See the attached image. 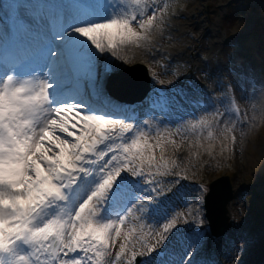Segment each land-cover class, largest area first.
<instances>
[{
    "label": "snow or ice",
    "instance_id": "obj_1",
    "mask_svg": "<svg viewBox=\"0 0 264 264\" xmlns=\"http://www.w3.org/2000/svg\"><path fill=\"white\" fill-rule=\"evenodd\" d=\"M64 2L63 14L39 7L38 0H10L7 11L0 13V45L8 43L19 53L0 54V255L25 245L31 249L30 257L19 256L17 264H120L134 231L122 233L121 226L134 210L147 214L155 227L168 220L163 226L168 233L177 222L174 216L169 219L170 214L177 207L191 209L180 189L167 202L160 200L164 193L157 189L158 181L146 177L143 170L147 166L160 173L163 168V174L171 175L168 165L177 167V162L166 161L163 155L159 161L154 155L146 156L145 150L153 147L163 153L164 145L159 133L157 144H149L151 133L129 123L130 116L121 119L53 94L58 97L71 87L87 95L99 86L92 57L69 39L73 34L83 37L97 53L115 54L117 43L146 40L135 27L148 32L160 9L155 0H131L133 10L127 7L129 0H101L96 6L112 9L110 19L70 27L84 0ZM153 95L165 107L193 103L179 89L171 95ZM156 106L153 102L152 107ZM73 110L79 117L72 124L75 132L64 116ZM206 191L202 186L196 189L200 208ZM137 193L156 194L138 205ZM173 198L183 199V204L173 206ZM149 203L154 207L149 209ZM121 236L124 243L113 257L112 248ZM208 239L207 233H197L193 243L199 248ZM153 251L154 246H147L148 254ZM136 256L133 251L128 264Z\"/></svg>",
    "mask_w": 264,
    "mask_h": 264
},
{
    "label": "rangeland",
    "instance_id": "obj_2",
    "mask_svg": "<svg viewBox=\"0 0 264 264\" xmlns=\"http://www.w3.org/2000/svg\"><path fill=\"white\" fill-rule=\"evenodd\" d=\"M168 3L172 16L191 15L194 16L193 22H197L198 25L202 26L207 21L210 27L209 35L193 33L195 32L193 29V31H190L189 40L195 44V40H198L197 44L206 48V54L202 56L204 60H207L210 45L217 46L215 53L209 57V61L211 65L219 68V71L213 77L218 86L214 90L210 89V92L213 96L218 94L224 98L223 108L228 113L222 115L216 127L214 125L211 128H204L203 132L206 133V137L200 140L198 148L191 156L186 160H183L184 157L180 158V156L177 157L178 159H172L176 160L177 164L181 163L178 170L171 172L173 173L171 178L176 182V187H181L180 179L191 183L186 195L192 207L191 209L185 208L187 214L191 211V228L189 226L190 229L185 230L188 228H180L179 223L176 222V225L168 233H164L163 226L169 221L161 220L158 227L152 224L153 231H142L136 227L123 231L122 233H126L134 229L129 237V243L120 264H128L133 251L137 252L136 258L139 257L140 261L139 263L133 261L132 264H145V261L158 264L159 261H162L157 255L158 251L166 253L165 249L174 242H181L179 239L183 234L196 235L197 233H207L209 239L199 248L189 240L188 245L183 249L180 264L182 262L184 264H199L206 255L215 258V264H222V257L226 254L225 249L233 248V246H235V253L233 254L235 263L233 264H264V0H170ZM192 11H195L197 15L201 14V16L197 18ZM106 20L108 19L103 21ZM74 38L75 35L69 39ZM60 46L58 43L56 44L57 49ZM90 46V43H88L85 49H89ZM261 46L263 49H261ZM151 50L149 54H146L147 56H152ZM107 54V51L103 52V55L107 56ZM151 60L155 61L154 58ZM102 61L103 59L100 62ZM174 62L182 64L178 66L172 64L169 68H165L163 65L161 69L148 66L147 63L133 62L129 66L138 65L140 68L137 72L139 73H144L145 70L149 81L148 95L155 99L157 96H154L153 93L156 91L170 94L169 92L176 83V77H181V79L179 78L180 82L184 84L195 82L200 85L202 83L199 72L193 73V70L189 69L190 67L188 68L186 61ZM242 64L246 65L244 70L240 68ZM182 66H185L184 69ZM153 73L155 81H152ZM245 73L249 77H255L257 82L248 80L245 86H242L243 84L238 85L237 81L241 83L243 81L242 76ZM235 87H238L244 93L241 99L237 100L234 94ZM139 89V84H136V79H133L131 92H140ZM183 89L185 88L181 87L179 90ZM183 91L185 92V90ZM126 94L128 93L124 95ZM213 96L205 93L199 96V99L209 104L210 107L215 103ZM83 105L88 107L86 104ZM204 110L206 109H199L198 113H203ZM67 116L70 124L74 123L73 118L79 119L71 112H68ZM238 116H241L240 120L244 121L242 123L243 129L240 131H225V127L229 125L228 119ZM154 117L165 120V116L157 113H154ZM141 121L143 128L149 126V123L147 125L144 123L147 120ZM222 121L224 123H221ZM70 130L73 129L70 128ZM235 132L238 134L237 139ZM121 135L124 136V133H121ZM143 170L147 172L146 177L151 180L158 181L160 177L165 176L164 171L160 170V173H157L155 168L149 170L145 166ZM149 171L153 175L148 176ZM222 176H228L229 178L233 190V199L227 206L229 229L224 236L215 238L211 236L207 227L203 206L200 208L196 204V189L202 186L208 190L209 184ZM141 181L142 186H146L143 184L142 179ZM158 186L159 184H157L159 190ZM206 192L203 194L204 196ZM155 194L148 193L145 195L148 197ZM143 195L140 194L142 200ZM179 200L181 201V199ZM182 212L178 211L179 215ZM139 216L138 212L134 210L132 214H129L123 226L127 227L130 221L138 222ZM173 216L174 214L169 219ZM168 234H175V240L170 241ZM161 235L165 236L166 239L161 240ZM230 237L232 238L230 242L233 245L226 240ZM121 243H124L123 236L116 239L113 248H117L118 251ZM141 245H144V247ZM147 246H154L155 251L148 254ZM189 248L192 250L189 251ZM116 252L113 253V257ZM140 253L144 254L141 255Z\"/></svg>",
    "mask_w": 264,
    "mask_h": 264
},
{
    "label": "bare ground",
    "instance_id": "obj_3",
    "mask_svg": "<svg viewBox=\"0 0 264 264\" xmlns=\"http://www.w3.org/2000/svg\"><path fill=\"white\" fill-rule=\"evenodd\" d=\"M59 1L61 0H38V6L41 8H45L50 10L54 14H63L64 9L66 7L64 0H62V5L59 4ZM170 0H155V3L159 6V11L156 13V17L153 20V26L148 32L142 31L138 26L135 27V30L140 33L141 35H145L147 37L146 40L138 41V42H129L126 44H119L116 47V50H114L115 54H109L107 58L113 65H115V68L113 67V70L111 71L110 76H114L117 74V72L121 69H124L129 66V64L135 62V63H147L148 66H154L157 69H161L164 65L165 68H169L172 64H179V62L174 61H186L188 68L193 70V73L199 72V76L202 79V83L200 85H197L195 82L191 83H181L180 79L181 77H176V83L172 87V90L169 92L173 94L175 90L182 88H185V93H187L188 97L192 99L193 102H199L201 99H199V96L202 94L208 93L210 96H213L210 92L211 90H214L217 88L218 83L213 78L217 71H219V68L215 65H211L209 61V57H211L215 50L217 49L216 45H210V49L207 53V60H204L202 56L206 54V48L199 46L197 44L198 40L196 41V44L189 40L190 37V31L193 29L195 32L193 33H200L201 35L210 33V27L207 24V21H205L204 26L198 25L197 22H193L194 16L191 15H183V16H172L170 11L169 2ZM99 5L101 3V0H98ZM84 3V2H83ZM82 4V3H81ZM96 5H90L91 11L93 8H95V12L97 13V19H103V18H111L112 16V9L105 10L102 7H97ZM142 6V5H141ZM9 7V4H2L0 2V13L7 11ZM127 7L130 10H133L135 8V5L129 0V3L127 4ZM100 11V12H99ZM119 11V10H117ZM94 12V11H93ZM193 15H196L197 18L201 16V14H196L195 11ZM78 14V13H77ZM80 15L81 19H77L76 15V22L70 23V26L77 25L80 26L82 23H91L95 22V20L89 15L88 12H84L80 8ZM76 38L72 41L75 43L76 47L83 51L85 56L86 50L84 49L85 46L89 43L86 41L83 37L78 36L77 34ZM217 36V35H216ZM39 39V38H37ZM194 40V39H192ZM58 44H60L58 42ZM152 49V50H151ZM2 50H14L17 51L16 47L4 43L3 45H0V52ZM151 52L152 56H147L146 54H149V51ZM18 53V51H17ZM19 54V53H18ZM120 54V55H119ZM100 55V52L98 53V57ZM251 55V54H250ZM155 59L151 60L152 58ZM96 62H93L94 70V81L96 82L97 79L102 78V73L100 75L99 72V65L96 64ZM186 66V65H185ZM185 66H182L184 69ZM246 65L242 64L240 68L244 70ZM187 69V68H186ZM113 74V75H112ZM235 75V73H233ZM100 76V77H99ZM243 81L241 83L237 81V84H243L242 86H245V83L249 80L252 82H257V79L255 77H249L247 73H245L243 76ZM153 80L154 73L152 75ZM180 78V79H179ZM120 81L123 84H133V80H127V79H115L114 82ZM158 82V81H157ZM178 87V88H177ZM162 91L165 92L163 88H161ZM95 94L98 95V93L102 95H98V98L94 95L93 99L90 98L87 95L81 94L77 92L76 90H72L71 87L68 88V90L64 91L60 96L56 97V94L54 93L53 96L59 100L67 102L69 99H71L73 102L79 103V104H86L89 108L93 110H101L104 111L107 114H113L112 111L114 108L110 110V107L108 105L103 106L100 98H103L106 103L114 101L116 102V97L114 94L107 95L103 89V86L94 87L91 89ZM160 92V91H156ZM234 94L238 99H241L244 95L242 91L238 89V87H235ZM215 99V103L210 106L208 109L204 110L203 113H198L199 109H195V107H191L188 104H182L179 108H173L172 106H167L166 110H160L161 114L165 116V120H161L160 117H154V112H156L155 108L147 107L146 104H142L139 109V117L137 120L132 119L131 122L135 127H139L146 132L151 133L149 137H147L148 143L155 146L157 144V133H159V141L161 144L164 145L163 153H161V150L159 147H153L150 151L145 150V155H154L157 161L160 160L161 155H163L164 160L171 161L172 159H178L177 157L180 156L184 157L183 160H186L189 156H191L196 149L199 146L200 140L206 137V133L203 132L204 128L207 127L211 128L212 126L219 124L220 118L222 115H227V111L223 108V102L224 98L218 94H215L213 96ZM146 100L145 102H148L152 100L153 102H156L161 107L163 104V101L159 100L158 97L153 99L151 96H145ZM179 99V97H178ZM139 101H144L143 98L139 99ZM232 101V100H231ZM233 103V101H232ZM134 109H138L137 106L134 107ZM195 110V111H194ZM219 112L220 115L217 116L216 112ZM131 111V108L128 107L127 111H119L117 115H120L121 119H123L126 114H129ZM75 114V111L73 112ZM76 115V114H75ZM83 115V113H81ZM116 115V114H113ZM65 121L68 123L69 127L72 128V124H70V120L68 119L67 113L64 114ZM230 116V115H229ZM242 116V115H241ZM241 116L233 117L231 119H228L226 117V120H229V125L225 127V131H240L242 130V123H244L241 119ZM225 117V116H224ZM78 118H73L74 123L76 122ZM147 120L149 123V126L146 128H143L141 125V120ZM202 121V123H201ZM221 123H224L222 121ZM195 125V127H194ZM247 125L250 126L249 123ZM247 127V126H245ZM72 131H76V129H73ZM247 132V131H246ZM153 134V135H152ZM121 135V133L119 134ZM131 134L124 133V136H130ZM242 135V134H241ZM247 136V135H246ZM236 139L238 138V134L235 132ZM69 139H73L72 137H69ZM202 139V140H203ZM168 141H172V143H168ZM111 153H109V156ZM109 156H106L105 159H108ZM170 159L168 160L167 159ZM177 167H173L171 164L168 165V170L170 172L178 170L179 166H181V163L179 162L177 164ZM165 172V169H161ZM145 172V176H147V172ZM177 173V172H176ZM175 173V174H176ZM123 175H128V173H123ZM171 175H165L160 177L158 180V188L159 191H163V195L159 196V199L162 201L167 202L169 197H173V193L177 191V189H180L183 193L187 194V191L189 187L191 186V183L187 180L180 179V188L176 187V182L171 178ZM136 179H142L143 178H136ZM137 195L140 196V193H137ZM140 200L137 201V204L139 205L141 201L147 203L148 197L144 194L143 200L140 196ZM173 206L182 205L183 200L181 201L178 198H173ZM154 207L153 204H148V208L151 209ZM178 211H183L181 215H179ZM188 212L185 210L184 207H177V211L174 214V216L178 219L177 222L180 225V228L185 227L189 230L191 228L192 223V215L187 214ZM144 215V220H138V222L130 221L129 225L127 227L121 226V231H127L131 228H137L142 231H153L154 227L152 226V223L150 222L147 214H141L138 212V216ZM139 216V217H140ZM184 220H187V223H184ZM143 225H147V227H143ZM190 226V228H189ZM261 230V229H260ZM182 234V233H180ZM196 235L188 234V235H182L180 236V241L174 242L172 245H170L168 248L165 249L166 255L165 257L159 261L158 264H180L181 263V256L183 249L186 248V246L190 242H193ZM168 238L170 241H174L175 234L169 235ZM230 239H226L231 245H233L230 241ZM241 239V238H240ZM242 242V241H241ZM235 246L233 248H227L225 249V253L222 257V264H233L235 263L233 254L235 253ZM188 248V247H187ZM117 248H112V253L116 252ZM24 250L22 248V245H17L12 252L7 253V258L2 259L0 255V264H17L18 257L23 255L24 256ZM244 254V253H243ZM26 256V252H25ZM215 258L210 256H205V258L199 263V264H215ZM8 262V263H6Z\"/></svg>",
    "mask_w": 264,
    "mask_h": 264
},
{
    "label": "water",
    "instance_id": "obj_4",
    "mask_svg": "<svg viewBox=\"0 0 264 264\" xmlns=\"http://www.w3.org/2000/svg\"><path fill=\"white\" fill-rule=\"evenodd\" d=\"M137 68L138 66L130 68L129 71H133L130 74L133 77L139 76L143 82L147 83L145 72L144 75L143 73L135 72ZM232 199L233 190L227 176H222L209 184L208 192L204 196V217L213 237H220L229 229L227 206ZM138 261L139 259L136 262Z\"/></svg>",
    "mask_w": 264,
    "mask_h": 264
},
{
    "label": "trees",
    "instance_id": "obj_5",
    "mask_svg": "<svg viewBox=\"0 0 264 264\" xmlns=\"http://www.w3.org/2000/svg\"><path fill=\"white\" fill-rule=\"evenodd\" d=\"M261 49H263L262 46H261Z\"/></svg>",
    "mask_w": 264,
    "mask_h": 264
}]
</instances>
